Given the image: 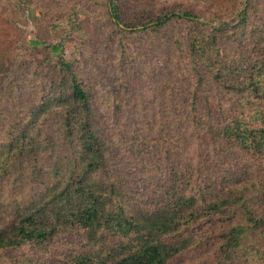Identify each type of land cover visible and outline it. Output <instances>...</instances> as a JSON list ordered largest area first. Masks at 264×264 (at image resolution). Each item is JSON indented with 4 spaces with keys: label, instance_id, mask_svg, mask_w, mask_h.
Here are the masks:
<instances>
[{
    "label": "trees",
    "instance_id": "16d2710c",
    "mask_svg": "<svg viewBox=\"0 0 264 264\" xmlns=\"http://www.w3.org/2000/svg\"><path fill=\"white\" fill-rule=\"evenodd\" d=\"M124 6L109 0L108 14L127 32L187 26L156 67L175 97L111 126L63 58L39 84L0 86V100L14 102L0 113V264H51L34 252L61 235L70 239L60 264H172L205 225L213 264H264V0H234L225 19L173 9L127 22ZM120 72L129 85L130 70Z\"/></svg>",
    "mask_w": 264,
    "mask_h": 264
},
{
    "label": "rangeland",
    "instance_id": "374dc122",
    "mask_svg": "<svg viewBox=\"0 0 264 264\" xmlns=\"http://www.w3.org/2000/svg\"><path fill=\"white\" fill-rule=\"evenodd\" d=\"M233 1L125 0L123 15L127 22H131L141 13H144L145 19H149L162 10L190 9L201 16L215 15L225 19L224 12L233 7ZM108 3L109 0H0V86H6L10 92L7 86L19 82V79L22 84L25 80L37 81L39 84L46 76L52 77L51 67L59 58H63L73 63L95 107L101 115L112 119L108 122L111 126L117 125L118 118L124 114L143 111L153 114L154 111L163 110L156 109L152 102L165 93L161 98H174L175 95L169 89L165 92L162 84L164 81H161L164 75L162 78L156 67L160 59L169 58L165 55L171 42L183 37L187 26L174 23L168 32L161 34L127 32L111 22ZM227 21L231 24L236 22L235 19ZM220 22L215 24L220 25ZM121 67L130 70L127 79L129 85L122 86ZM34 70L39 71V74H34ZM14 71H20V77ZM42 82L39 85L40 91L47 92ZM119 86L123 89V95L133 93L137 99L129 101V97H122V94L118 96L116 89ZM147 102L150 104L146 108L138 104ZM13 104L11 98L0 100V113L11 111ZM118 139L121 155H130L128 143ZM217 162L205 161L206 170L211 172ZM224 174V171L217 173L226 176ZM235 175L233 178L240 176L238 172ZM131 185L144 191L140 194L148 193V187L140 178L131 179ZM209 228L205 225L195 247L172 264H213L216 241L210 238L212 232ZM69 239L61 235L47 249L33 251L34 255L44 258L40 260L42 262L50 259L51 264H60L56 261L65 258ZM23 252L27 253L29 249Z\"/></svg>",
    "mask_w": 264,
    "mask_h": 264
}]
</instances>
